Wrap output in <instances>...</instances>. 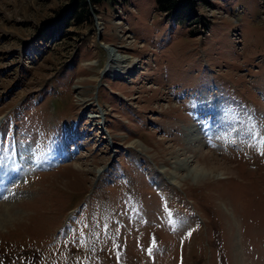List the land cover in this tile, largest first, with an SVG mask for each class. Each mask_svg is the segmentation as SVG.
I'll return each mask as SVG.
<instances>
[{
	"label": "rangeland",
	"instance_id": "rangeland-1",
	"mask_svg": "<svg viewBox=\"0 0 264 264\" xmlns=\"http://www.w3.org/2000/svg\"><path fill=\"white\" fill-rule=\"evenodd\" d=\"M70 3L0 0V165L37 167L0 186V264H264V0L197 1L190 25ZM106 46L136 73L103 74ZM189 128L223 132L190 164L220 175L176 187L159 168Z\"/></svg>",
	"mask_w": 264,
	"mask_h": 264
},
{
	"label": "bare ground",
	"instance_id": "bare-ground-1",
	"mask_svg": "<svg viewBox=\"0 0 264 264\" xmlns=\"http://www.w3.org/2000/svg\"><path fill=\"white\" fill-rule=\"evenodd\" d=\"M105 49L108 53V63H107L106 68L103 70V74H110L111 73L114 76H118L122 79H125L127 77V75L134 73V72L136 73V71L133 72V68L135 66L134 63L136 61L134 60V58L132 56L123 55L119 51H117L116 48H111L110 46L109 47L106 46ZM185 131H186V133L184 135H185V142H187V147L185 146L186 147L184 149L185 152L182 151L183 154H181L185 158L180 159V156H179L178 152L176 151V153H174L175 156H172V159H174V161L171 162V165H172L171 171L165 170V166H162L161 168H159V170L162 174L165 173L168 176V180H170V182H171L170 184H172L176 187H179L181 185V182L183 180L188 179V178L189 179L202 178V179H198V180H201V182H204L206 180L208 181L209 178L210 179L215 178V177H218L220 175V174L216 175V170H217L216 167L217 166L213 170H208V171L203 170L202 171V170H199L200 168L191 169L190 164L195 162L196 159L208 160L207 156H208V154L211 153V151L208 150V151L203 152V153L201 152L202 148H204V147L206 148L209 145L208 144L209 139H207L206 137L217 139L218 136L223 134V132H221L219 130H215V131L211 132L212 134H209V133L204 134V136L202 137L201 135L194 133V130L192 128H189ZM213 133H216V136ZM131 145L134 146L135 143H132ZM27 149L26 148L20 149V152L18 153V156L16 158H13L11 162L3 163L2 165H0V167H2V172H0V186H2V188H1L2 190H4V184L8 180H11L12 182L20 181L22 179V176L24 174H27L26 172H27L29 166L36 167L35 162L31 161L30 158H25V157L21 156V153L22 154H28L29 156H31V153L28 151L29 149L28 150ZM198 151H200V152H198ZM196 152L199 153V155H198L199 158L195 157V155H192L193 153H196ZM169 153H171V152H169ZM190 153H192V154H190ZM214 165L215 164L212 163V166H214ZM201 169H202V167H201ZM181 171H186V174L181 175L180 174ZM100 172L101 171L99 170L98 173H100ZM221 175L225 176V173H223ZM4 194H6V193H4ZM19 199H21V198H19ZM10 213H11L10 209H7V210H5V212H3V214L2 213L0 214V226H3L8 221L6 219V217L7 216L9 217Z\"/></svg>",
	"mask_w": 264,
	"mask_h": 264
},
{
	"label": "trees",
	"instance_id": "trees-1",
	"mask_svg": "<svg viewBox=\"0 0 264 264\" xmlns=\"http://www.w3.org/2000/svg\"><path fill=\"white\" fill-rule=\"evenodd\" d=\"M105 0H71L68 16L74 18L78 22H82L88 8L98 6ZM156 10L162 13L168 19H172L177 24H186L192 22L194 19L200 20L194 12L197 7V1H200L205 6H209V0H154ZM190 25V24H189ZM203 26H207L208 22L204 21ZM38 264V262H34Z\"/></svg>",
	"mask_w": 264,
	"mask_h": 264
},
{
	"label": "snow or ice",
	"instance_id": "snow-or-ice-1",
	"mask_svg": "<svg viewBox=\"0 0 264 264\" xmlns=\"http://www.w3.org/2000/svg\"><path fill=\"white\" fill-rule=\"evenodd\" d=\"M0 172H2V167H0ZM0 198L7 199V196L6 195H0ZM169 216H171V213H169ZM169 223L172 224L173 227L175 228V225H176L177 221L169 220ZM187 234H188V236H191L192 233H191V231H189ZM153 243H155V242H153ZM148 252L151 255L152 250L148 249Z\"/></svg>",
	"mask_w": 264,
	"mask_h": 264
}]
</instances>
